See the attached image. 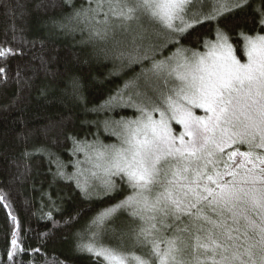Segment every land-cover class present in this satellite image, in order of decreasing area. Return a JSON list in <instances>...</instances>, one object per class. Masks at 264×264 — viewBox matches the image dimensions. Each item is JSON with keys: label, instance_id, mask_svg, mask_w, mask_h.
Wrapping results in <instances>:
<instances>
[{"label": "snow or ice", "instance_id": "obj_1", "mask_svg": "<svg viewBox=\"0 0 264 264\" xmlns=\"http://www.w3.org/2000/svg\"><path fill=\"white\" fill-rule=\"evenodd\" d=\"M250 6L251 0H97L96 8L76 11L92 36L114 48L125 43L118 35L130 36L136 53L145 22L160 26L158 37L172 38L165 47L196 25L217 24L203 52L181 46L164 59L151 56L147 71L163 83L153 89L158 102L147 97L135 119L114 122L117 144L77 143L75 151H85L92 165L87 171L102 176L105 194L130 192L98 213L90 242L77 245L96 264H264V34L241 33L242 60L219 27ZM100 11L103 19L93 23ZM255 11L264 33V0ZM150 51L155 48L135 58L119 55L136 62L148 60ZM70 86L79 93L77 79ZM78 187L87 192L89 185L78 181ZM117 210L128 219L117 224ZM105 233L119 243H103L98 238ZM11 245L13 261L22 249L15 238Z\"/></svg>", "mask_w": 264, "mask_h": 264}, {"label": "trees", "instance_id": "obj_2", "mask_svg": "<svg viewBox=\"0 0 264 264\" xmlns=\"http://www.w3.org/2000/svg\"><path fill=\"white\" fill-rule=\"evenodd\" d=\"M260 4L251 0L245 11L219 22L242 60L241 33L263 34L255 11ZM89 7V0H0V50L6 52L0 56V264H96L77 245L90 242L98 213L130 194L121 187L88 196L68 177L76 169L78 142H96L99 135L111 142L103 124L134 115L107 104L138 64L119 66L97 50L91 27L75 18ZM216 28L215 22L196 25L169 49H201L216 37ZM114 218L117 224L128 219L125 211ZM111 237L107 233L101 241L119 243ZM13 238L22 250L10 261Z\"/></svg>", "mask_w": 264, "mask_h": 264}, {"label": "rangeland", "instance_id": "obj_3", "mask_svg": "<svg viewBox=\"0 0 264 264\" xmlns=\"http://www.w3.org/2000/svg\"><path fill=\"white\" fill-rule=\"evenodd\" d=\"M89 1L91 7L94 6L93 8H96L97 0H89ZM97 15H99V17L95 18V22L103 19V11H100L99 14ZM145 28L147 29V31L145 32V39L142 42L137 41V43H142V47L139 53L133 51L132 46L130 45V40H131L130 36L125 38L118 35L117 38L125 40V43L120 45L119 48H114L113 41L109 40L108 42H105L97 39L96 37L90 34L91 35L90 39L92 41V44H94L97 47V50L100 53L102 51L103 54L111 58L114 63L122 67L123 66L127 67L128 65H132L135 63L138 64V67H136L133 70L134 72V74H132L133 76L130 77V79L123 85V87L119 90V92L112 98V101H110L107 104V108L111 111L124 107H127L130 110H132L134 112V115H131L129 117H122L123 119L126 120L135 119L139 115V112L137 111V106H140L141 102L147 103V97H151L153 101L158 102L157 94L155 91H153V89L154 88L162 89L163 83L161 81H157L155 77L152 75V73L147 71L152 64L151 56L154 54L155 59L161 60L164 59L165 57L175 54L177 48L181 47V46H177L174 49H169V47L173 44H168L167 47H165L166 41L171 40L172 38L164 37L162 35L158 37L157 33L161 31L159 25H149L147 22H145ZM215 38L213 40H215ZM213 40H208L207 42H211ZM150 46L155 48V52L153 53L150 51L148 53L150 57L148 60L137 59L136 62H131L129 55H125V56L119 55L120 51H124L125 53H130L133 58L137 56H143L144 50L149 48ZM183 47L187 49H192L185 46ZM195 50L203 52L206 49L203 45L201 49H195ZM137 93H140V95H137ZM196 112L198 115L203 114L202 110H196ZM155 115L158 118V113ZM122 118H118L113 121H107L103 124L104 134L112 138L111 142H105L101 140L99 135L98 136L99 139L96 142L87 143V144H93V143L105 144V145L117 144L118 140L116 136L113 135V131H119V129L116 128L114 122L120 121ZM173 127L177 132L180 131L179 126L176 125L175 122H173ZM77 152L80 155H78L79 158L77 159V161H75L76 169L74 170L73 174H70V176H68L70 177L69 179H72L77 185H78V181L80 182V184L87 183L89 185L87 192L83 191L81 187L79 188L88 196H93V195L99 196L105 193V190L101 185L102 176L93 178L90 172L87 171L92 167V165L87 162L86 152L85 151H77ZM119 212H123V210H117V213H115L114 216H116ZM92 231L89 232L90 236ZM106 234L107 233H105L104 235ZM104 235H102L98 239L101 240L102 237H104ZM111 239H113L115 242L118 241L115 237H111Z\"/></svg>", "mask_w": 264, "mask_h": 264}]
</instances>
